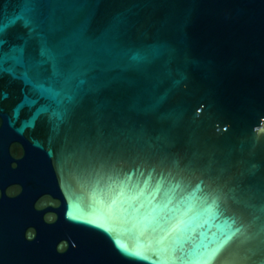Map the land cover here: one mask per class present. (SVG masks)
Listing matches in <instances>:
<instances>
[{
    "label": "water",
    "instance_id": "obj_1",
    "mask_svg": "<svg viewBox=\"0 0 264 264\" xmlns=\"http://www.w3.org/2000/svg\"><path fill=\"white\" fill-rule=\"evenodd\" d=\"M31 8L3 37L0 264H264V0Z\"/></svg>",
    "mask_w": 264,
    "mask_h": 264
},
{
    "label": "snow or ice",
    "instance_id": "obj_2",
    "mask_svg": "<svg viewBox=\"0 0 264 264\" xmlns=\"http://www.w3.org/2000/svg\"><path fill=\"white\" fill-rule=\"evenodd\" d=\"M19 2L24 6L19 15L10 19L7 23L0 19V78H3L5 74L15 77V68L9 63L10 61L21 66L25 64L23 49L13 47L9 52H5L3 47L6 43L3 37L7 35L9 28L15 25L17 20H24L25 25L31 24L29 13L32 11L31 5L35 4L37 0H19ZM41 51L43 53L44 50ZM24 75L28 76L27 68H25Z\"/></svg>",
    "mask_w": 264,
    "mask_h": 264
}]
</instances>
